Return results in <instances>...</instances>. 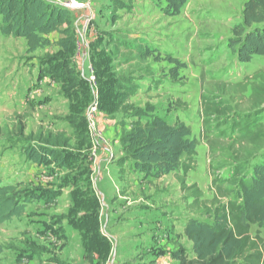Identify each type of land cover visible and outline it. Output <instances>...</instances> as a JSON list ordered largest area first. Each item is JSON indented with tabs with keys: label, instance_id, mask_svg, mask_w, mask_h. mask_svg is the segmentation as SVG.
<instances>
[{
	"label": "rangeland",
	"instance_id": "rangeland-1",
	"mask_svg": "<svg viewBox=\"0 0 264 264\" xmlns=\"http://www.w3.org/2000/svg\"><path fill=\"white\" fill-rule=\"evenodd\" d=\"M56 1L64 3L70 0ZM76 1L83 5L80 9L89 10V15L85 18L84 31L82 28L77 38L74 29H70L75 41L70 54L58 45L65 37L58 32L50 38L48 36L52 43L50 46L36 53H29L24 40L6 37L0 30V179L3 184L10 185V147L15 142L26 141L28 138H19L23 122L27 125L26 132L29 136L38 137L42 133H59L62 130L68 132L70 126L66 123L70 120V112L73 108L77 111L84 108L87 122L83 125L91 136L88 108L96 97L98 102L99 99L100 102L103 100L101 91L100 94L97 91L99 83L101 90L104 85L105 91L107 89L112 92L111 96L115 97V101L122 102L118 115L127 120L126 125L132 120H146L157 115L172 124L183 122L191 127L198 148L195 163L186 177V186L196 185L200 189L203 194L200 204H213L202 208L193 205L196 199L191 192L183 189L178 178L184 175L182 168L177 171L178 176L175 172L161 184L148 182L150 184L147 185L152 192L156 188L166 190L167 199L161 203L154 202V206L165 204L168 208H175L184 220L195 219L211 223L212 211L208 212L207 208L213 210L216 204L228 202L226 193L229 187L223 185L221 180L229 178L230 171L236 164L245 165L250 173L255 164L264 162V57H255L250 63L243 64L228 48L233 30L242 23L244 5L248 0H189L181 15L175 17L165 15V3L159 5L155 0H99L94 2L93 11L87 1ZM104 2H110L111 7L103 5ZM106 20L109 25L105 23ZM71 24L70 22L69 26ZM55 40H58L57 44L54 43ZM146 51L153 55L144 59ZM157 56L160 57L159 60L156 59ZM168 57L185 66L177 72L176 77L173 76L176 65L167 61ZM53 67L56 71L68 70L63 86L59 87L61 91L69 95L72 91L70 86L78 85L75 89L78 95L73 96L70 101L74 102L73 105L52 104L49 108L26 113L18 102L11 104L13 91L10 83H22L19 76L24 75L25 80L31 84L32 91L39 81L43 82L39 77L55 76L51 71ZM71 71L75 79L69 80ZM86 78L90 86L84 81ZM90 89H95L94 98L89 95ZM66 94L62 95L63 99L68 97ZM86 95L89 100L88 108L83 106ZM205 97L227 102L232 109V121L236 119V115L253 114L256 116L257 126H252L251 132L246 134L245 127L244 130L241 127H231L223 120L224 124L218 122L210 130L203 114ZM118 107L116 104L114 111ZM95 122L97 133H100L97 115ZM61 180L64 177H59L55 184L64 183ZM108 186L107 179L105 187ZM28 189L29 187H24L20 190L23 193L31 192ZM109 195L110 193L108 198ZM65 200L56 207L49 205L46 210H35V213L43 214L39 217L40 222L46 217L44 225L48 224L47 229L57 224L54 219L72 217L71 214L61 215L68 207V200ZM134 204L147 205L144 201ZM30 214H34L33 211ZM52 214L56 216L49 219ZM166 224L167 220L162 221L156 224V229L160 231L162 225ZM24 228V223L20 221L17 224L10 221L0 224V246L4 250L1 264H89L90 257L83 251L86 238L82 245L77 243L65 247L49 243L36 236L34 230L32 234ZM46 232L48 230L43 234ZM252 235L260 236L264 241V231L257 226L252 227ZM104 237L109 241L107 237L110 236ZM109 243L108 248L103 245L99 251L94 249L99 262L111 254L114 245L110 241ZM171 243L173 253L184 249L189 258L194 257L193 244L185 235H172ZM93 247H99V244ZM159 247L156 244L151 250L155 252L153 258L159 256ZM142 253L151 257L148 250Z\"/></svg>",
	"mask_w": 264,
	"mask_h": 264
},
{
	"label": "crops",
	"instance_id": "crops-1",
	"mask_svg": "<svg viewBox=\"0 0 264 264\" xmlns=\"http://www.w3.org/2000/svg\"><path fill=\"white\" fill-rule=\"evenodd\" d=\"M47 1L59 4L56 0ZM78 1H87L93 11L94 2L99 0ZM109 3L104 2L103 5L107 4L111 7ZM88 15L89 10L86 9L72 10L71 27L66 26L64 29L68 27L74 29L77 38ZM105 23L109 25L107 20ZM55 33L49 35V38ZM57 42L58 40H55L54 43L57 44ZM57 48L62 51L59 46ZM51 71L55 73V76L39 77V80L43 82L39 81L36 89L32 91L31 84L25 80L24 75L19 76L22 83L15 85L10 83L13 91V96L10 97L11 104L14 101L18 102L25 108L26 113L49 108L52 104L69 105L73 96L78 95L75 91L78 85L72 84L71 90L75 92L66 94L59 88L63 86L65 80L64 71H56L54 67ZM10 76L13 77V75ZM84 81L88 83L87 78ZM99 85L98 83V93L101 91ZM88 86H90L89 83ZM90 90L89 95L91 94L94 98L95 89ZM65 94L70 100L68 97L62 98ZM87 97L88 95L83 100V106L85 105L86 108L89 105ZM120 107L115 111L99 109L97 123L103 140L96 144L83 125L87 122L85 112L83 113L84 108L82 111L73 108L70 112V120L66 123L70 126L68 132L62 130L59 133H42L38 137L29 136L26 132L27 125L23 122V130L19 132V138H28L26 141L19 140L10 147V186L18 187L19 190L29 187L28 190L31 192H24V195L29 196L25 214L20 218H14V221L10 220V223L23 222L26 232L34 234V230L36 236L44 238L49 243L65 247L77 243L82 245L83 239L86 238L83 251L85 250V255L90 257L89 264H175L177 260L172 251V235L173 237L176 234L177 236L185 235L189 219L184 220L182 214L176 212L175 208H168V205L159 207L153 205L154 202L161 203L167 199L166 190L156 188L152 192L147 185L150 184L148 182L161 184L169 175L161 179L146 177L136 172L132 161L126 159L122 150V138L131 131L135 121L132 120L126 125L127 120H123L118 115ZM10 108L13 109V106ZM54 122H56L55 119ZM49 125L51 126V123ZM29 146L43 148L49 157L44 163L32 162L26 154ZM176 174L178 176V172ZM59 177H64V180H61L64 183L55 184ZM105 177L109 181L108 188L105 187L107 181ZM65 199L68 200V207L71 209L67 207L61 215L71 214V219L62 217L60 220L54 219L56 215L52 214L49 219H54L57 224L47 229L48 224L44 225L46 217L40 222L39 217L43 214L35 213V210H46V206L49 205L56 207L61 201H66ZM137 201H144L147 205L134 206ZM31 211L34 214H30ZM166 220L167 224L162 225L160 231L156 229V224ZM46 230L48 232L43 234ZM106 235L110 236L107 238L114 247L111 248V254L99 262L94 249L97 248L99 251L103 245L108 248L110 243L104 237ZM93 239H96L95 242L88 245ZM95 244H99V247H93ZM156 244L160 246L158 248L160 254L153 258L155 252L151 250ZM145 250L151 252V257L142 253Z\"/></svg>",
	"mask_w": 264,
	"mask_h": 264
},
{
	"label": "trees",
	"instance_id": "trees-1",
	"mask_svg": "<svg viewBox=\"0 0 264 264\" xmlns=\"http://www.w3.org/2000/svg\"><path fill=\"white\" fill-rule=\"evenodd\" d=\"M155 2L159 5L165 3L164 14L175 17L181 15L189 0ZM0 18L1 33L6 37L24 39L29 53L50 46L52 43L48 36L55 32L65 36L58 45L67 54L71 53L74 36L69 27L64 29L71 22V10L47 0H0ZM228 48L243 64L250 63L255 57H264V0H248L245 3L242 23L233 30ZM139 51L142 53V50ZM152 55V52L146 51L143 58ZM159 58L157 56L156 59ZM167 61L176 65L174 77L185 67L171 57ZM67 71L63 72V76ZM70 79H75L72 71ZM101 94L100 110L113 111L116 104L117 107L122 104L115 101L112 92L105 91V88ZM203 104V114L210 130L223 120L231 127H241L242 130L245 127L246 134L251 132L252 126H257L253 114H239L232 121V109L227 102L205 97ZM197 148L198 142L193 138L191 127L183 122L172 124L161 116H151L146 120L140 118L122 138V150L126 159L132 161L136 172L161 179L182 168L184 175L178 176L181 185L196 199L193 205L202 208L213 203L200 204L203 195L200 189L196 185L186 186V177L195 163ZM26 154L34 163H44L49 157L47 151L37 146H29ZM250 173L245 165L236 164L229 178L221 180L229 187L226 193L228 202L216 204L213 210L207 208L208 212L212 211L211 223L195 219L189 221L185 236L193 244L194 257L189 258L186 250L180 249L175 253L178 264H264V241L260 236L252 235L254 226L264 231V162L255 164ZM28 197L18 187L5 185L0 179V224L22 217ZM3 251L0 246V264Z\"/></svg>",
	"mask_w": 264,
	"mask_h": 264
},
{
	"label": "built area",
	"instance_id": "built-area-1",
	"mask_svg": "<svg viewBox=\"0 0 264 264\" xmlns=\"http://www.w3.org/2000/svg\"><path fill=\"white\" fill-rule=\"evenodd\" d=\"M59 6H61L64 9L67 10H79L83 7L82 4H79L76 0H70L64 3H59ZM99 112V102L98 97H96V100L91 104L90 110L88 113V122H89V131L92 137V140L94 144L99 143L103 140L101 133H97V127L95 122V116Z\"/></svg>",
	"mask_w": 264,
	"mask_h": 264
}]
</instances>
